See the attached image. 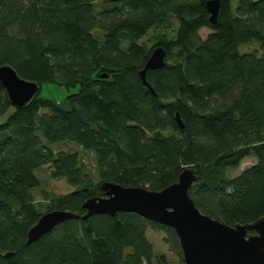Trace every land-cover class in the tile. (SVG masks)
I'll use <instances>...</instances> for the list:
<instances>
[{
  "label": "trees",
  "instance_id": "1",
  "mask_svg": "<svg viewBox=\"0 0 264 264\" xmlns=\"http://www.w3.org/2000/svg\"><path fill=\"white\" fill-rule=\"evenodd\" d=\"M208 1L0 0V67L39 87L14 108L0 84V117L10 112L0 123V264H169L154 254L148 225L183 263L173 229L133 213L71 219L26 245L41 216L32 191L42 166L73 188L50 196L48 211L81 216L102 182L160 191L192 168L188 195L202 214L229 226L264 217V0H236L234 10L219 0L215 25ZM201 29L211 33L201 39ZM149 33L153 44L140 43ZM253 41L260 55L238 53ZM159 46L164 67L145 72L153 95L138 72ZM43 85L65 90L69 108L43 98ZM60 141L93 152L98 182L77 154L50 149ZM248 157L252 166L225 176Z\"/></svg>",
  "mask_w": 264,
  "mask_h": 264
},
{
  "label": "water",
  "instance_id": "2",
  "mask_svg": "<svg viewBox=\"0 0 264 264\" xmlns=\"http://www.w3.org/2000/svg\"><path fill=\"white\" fill-rule=\"evenodd\" d=\"M118 0H111L116 2ZM209 22L217 23L220 10L219 0L206 3ZM166 51L155 47L138 76L142 84L154 95L145 79L147 70L162 69ZM105 78L106 75H101ZM0 84L9 103L14 108L28 104L38 92V85L18 77L8 65L0 67ZM176 123L183 124L178 115ZM197 181L192 168H185L171 183L160 191L142 187H124L113 182L99 185L102 197H91L84 201L83 215L65 210H52L39 217L26 234V245L36 242L43 235L53 231L58 225L71 220L82 221L94 215L114 216L118 213H133L144 220L173 229L178 240L183 264H264V217L250 223L225 225L202 214L188 195ZM254 232V233H249ZM12 253L4 256L10 257Z\"/></svg>",
  "mask_w": 264,
  "mask_h": 264
},
{
  "label": "rangeland",
  "instance_id": "3",
  "mask_svg": "<svg viewBox=\"0 0 264 264\" xmlns=\"http://www.w3.org/2000/svg\"><path fill=\"white\" fill-rule=\"evenodd\" d=\"M236 0H233L232 6L233 10L236 7ZM111 7V4L106 6L104 9H108ZM103 10V7L100 5H97L95 7V12H101ZM165 24V23H164ZM166 25V24H165ZM178 28V21H176L174 18L168 19V29L167 32L172 35L177 31ZM211 31L207 29H201L198 32V35L201 39H205L208 34H210ZM93 34L95 36H99L102 34V32L94 30ZM146 42L148 46H151L153 44V40L151 38V33H149L146 37L142 38L140 40V43ZM127 46V44L123 45V49ZM257 52L258 55H260V48L259 44L255 41L250 42L248 44H244L239 46L238 53L243 54H250ZM68 95V93L63 90L62 88L56 86V85H43L42 86V93L41 96L43 98L53 100L55 102H58L59 106L63 109L67 110L69 108L65 97ZM225 103H228V100L224 101ZM43 112V111H42ZM41 112V113H42ZM10 112H7L3 116L0 117V123H2L6 117L9 115ZM44 113V112H43ZM37 135L44 140L41 132H38ZM50 149L53 152H66V153H75L78 155L80 161L82 162V173L85 174L87 177L92 178L94 181H97V168L95 167L93 152L90 151H84L82 150L78 145L75 143L69 142V141H60L56 142L52 145H50ZM255 159L253 157L245 158L239 167L236 170H227L225 173V176L227 178H235L237 177L240 172H242L244 169L252 166L255 163ZM35 176L39 180V188L32 191L34 203L37 207L38 212L41 213V215L50 212L48 211V206L50 204L49 199L50 196H61V195H67L73 191V188L66 182V180H53L49 176V170L47 166H42L38 168L34 172ZM98 182V181H97ZM96 182V183H97ZM45 192V193H44ZM48 196V197H47ZM52 211V210H51ZM146 237L148 238L149 242L153 246L154 254L164 255L168 261L169 264H183L180 261V257L177 256L174 252H172L169 249V246L165 243L164 238L165 235L162 230L151 228L149 225L146 229Z\"/></svg>",
  "mask_w": 264,
  "mask_h": 264
}]
</instances>
